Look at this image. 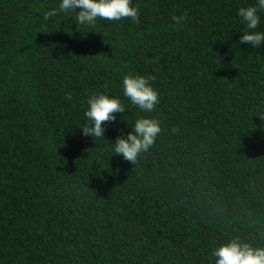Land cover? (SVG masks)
Here are the masks:
<instances>
[{
  "label": "trees",
  "instance_id": "trees-1",
  "mask_svg": "<svg viewBox=\"0 0 264 264\" xmlns=\"http://www.w3.org/2000/svg\"><path fill=\"white\" fill-rule=\"evenodd\" d=\"M57 2L0 0V264H215L229 239L264 246V41L240 43L235 15L254 0H132L136 23L94 26L45 19ZM126 72L155 77L152 111L122 95ZM98 90L124 111L95 138L81 128ZM145 117L152 145L115 154Z\"/></svg>",
  "mask_w": 264,
  "mask_h": 264
},
{
  "label": "clouds",
  "instance_id": "clouds-1",
  "mask_svg": "<svg viewBox=\"0 0 264 264\" xmlns=\"http://www.w3.org/2000/svg\"><path fill=\"white\" fill-rule=\"evenodd\" d=\"M74 9L75 20L85 26H94L97 19L119 22L128 18L136 23L139 9L132 0H58L50 10L44 11L43 16L48 19L58 11L72 14ZM264 14V0H254V3L239 6L236 17L243 23L244 30L239 36V42L256 48L264 41V31H258L257 26L262 23ZM187 14L172 15L174 26L180 25ZM155 79L153 75H140L135 72H126L120 78V89L123 96L144 112H150L157 102V92L149 81ZM71 99V94H66ZM86 108L83 113L85 123L81 128L82 134L100 138L104 132L102 122L115 119L114 113L124 111V105L119 96L110 95L106 91L90 93L85 100ZM133 131L126 137L117 136L112 146L115 154L125 160L134 162L137 155L146 151L153 143L160 131L159 123L153 118H140L133 124ZM211 255L215 257V264H264V246L253 247L247 242L238 239H229L214 248Z\"/></svg>",
  "mask_w": 264,
  "mask_h": 264
}]
</instances>
